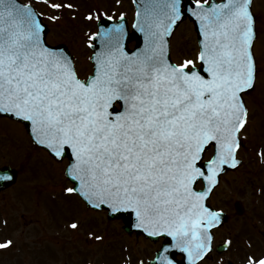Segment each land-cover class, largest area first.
Returning a JSON list of instances; mask_svg holds the SVG:
<instances>
[{
    "label": "snow or ice",
    "instance_id": "1",
    "mask_svg": "<svg viewBox=\"0 0 264 264\" xmlns=\"http://www.w3.org/2000/svg\"><path fill=\"white\" fill-rule=\"evenodd\" d=\"M252 5L194 0L201 47L177 63L168 38L187 5L158 0L136 25L146 33L145 47L127 49L122 25L94 33L89 40L102 36L104 47L91 57V74L81 77L71 52L48 43L42 14L20 0H0V117L30 122L34 143L61 162L71 158L65 172L77 186L68 193L79 192L109 216L134 214L136 229L164 238L149 264L212 259L224 210L209 201L222 176L242 163L244 96L258 73ZM12 246V239L0 241V249ZM247 264H264V254L249 255Z\"/></svg>",
    "mask_w": 264,
    "mask_h": 264
},
{
    "label": "rangeland",
    "instance_id": "2",
    "mask_svg": "<svg viewBox=\"0 0 264 264\" xmlns=\"http://www.w3.org/2000/svg\"><path fill=\"white\" fill-rule=\"evenodd\" d=\"M24 1L36 2L39 5V9L46 14V22L51 28V43L68 45L71 52L76 55L79 69L81 68L83 75L92 72V64L89 61L91 52L85 43H88V37L96 32V17L119 18L126 16L131 20L133 16V6L130 0H97L95 11L87 7L85 1L88 0H70L73 4L72 8L64 7L59 10L47 7L42 0ZM56 2H61V0H56ZM257 3L259 5L257 13L259 12L263 16L262 21L264 22V0H258ZM90 14L93 19L87 20L85 17ZM53 16L57 19H53ZM262 21L261 31L262 37H264ZM192 30V25L185 23L173 38V43L177 44V62L196 56L195 35ZM259 52L260 50L257 49V57ZM262 55H259L258 60L260 70L257 87L247 98L250 111L249 125L243 132L245 149L243 148L240 153L245 158L246 164L237 172L224 178L220 190L216 192L212 200L214 206H232V209L237 201L242 202L245 215L243 218L236 219L238 224L250 217H255L256 211L260 214L264 213V195L262 202L258 197L255 198L251 195L252 193L257 195L256 191L258 194L263 193L260 188L253 189L254 174H258L259 181L257 182L264 186V164L263 167L254 164L264 163L261 161L264 160V155H261L264 153V58L262 60ZM2 121L3 124H0V167L12 165L16 168L18 182L14 187L0 194V213L4 212L3 215L6 214L10 225L13 223V226L17 224L13 220V216H23V220L28 223L29 227L26 229L27 239L23 240L20 237L18 241L17 246L21 248V252L14 255L12 250L6 251L7 256H0V263L13 264L16 263V260L20 263L23 261L21 257L25 255L28 264H126L129 257H131L132 264L140 257L144 258L154 253L156 247H152L143 239L138 241L135 237H126L119 223H109L110 221L105 215L97 214L95 215L98 217L97 221L92 219L93 222H88V227L93 229L94 235L91 242L88 243L85 240L87 230L81 231L82 226L71 231L70 225L69 227L60 225L61 220H73L78 215L85 216L81 202H76L74 198H71L63 184V186H56V199L51 197L52 186L59 180L56 177L52 179L44 173L48 172L53 176L58 174L62 178V170L56 166L59 164L47 159L39 150H30L20 126H14L7 120ZM24 156L26 163H24ZM38 169L41 172H38ZM41 173L44 176H38ZM63 187L69 197L63 194ZM37 202L42 205L35 208ZM259 217H263V215H259ZM255 223L261 229L264 228V217L261 219V224ZM99 224L105 227L104 231L99 228ZM243 228L246 233L244 236H246L248 230ZM16 231V234L20 235V231ZM52 234L55 235V239ZM97 237H102L103 240L96 241ZM242 246H245L243 242ZM39 247L40 251L32 249Z\"/></svg>",
    "mask_w": 264,
    "mask_h": 264
},
{
    "label": "water",
    "instance_id": "3",
    "mask_svg": "<svg viewBox=\"0 0 264 264\" xmlns=\"http://www.w3.org/2000/svg\"><path fill=\"white\" fill-rule=\"evenodd\" d=\"M157 2H158V0H152V4H154V5ZM139 10H140L141 16L139 17L138 20H140L143 23L145 21L146 17L148 16L149 10L146 9L145 6H139ZM108 26L109 27H106L107 29L113 28V26H111V25H108ZM136 34L141 37V35L145 34V32H141L139 30V28H137ZM102 39H104V38L103 37H100L98 42H100ZM25 123L27 124L28 128L31 130L30 122H25ZM112 216L113 217H122V218H124L125 221H126V223L128 224V230L129 231H138V232H141L140 230L136 229V227H135L136 218H135L134 214H129V213L125 212L123 214H113Z\"/></svg>",
    "mask_w": 264,
    "mask_h": 264
}]
</instances>
